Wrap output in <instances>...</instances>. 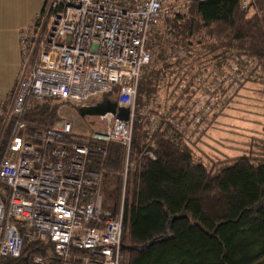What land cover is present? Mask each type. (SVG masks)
Returning <instances> with one entry per match:
<instances>
[{
	"label": "trees",
	"instance_id": "1",
	"mask_svg": "<svg viewBox=\"0 0 264 264\" xmlns=\"http://www.w3.org/2000/svg\"><path fill=\"white\" fill-rule=\"evenodd\" d=\"M167 5L162 29L156 27L145 41L150 61L137 82L125 181L126 152L119 143H106L104 158L89 161L100 176L103 206L115 215L123 204L122 246L161 238L140 251L121 250L119 264H264V157L242 154L207 165L195 153L197 141L187 145L179 128L198 84L199 72L191 71L188 57L217 70L232 59L245 81L259 78L264 95V0L244 8L242 0H168ZM217 73L210 72L222 84L224 73ZM118 92L114 87L101 94L103 104L116 106ZM230 100H218L212 121ZM64 103L47 98L13 117L0 137V161L14 120L27 130L45 129L59 120ZM3 122L0 114V131ZM65 140L89 143L88 135L72 132ZM48 247L26 240L20 256L0 258V264H32ZM45 264L60 263L49 257Z\"/></svg>",
	"mask_w": 264,
	"mask_h": 264
},
{
	"label": "built area",
	"instance_id": "2",
	"mask_svg": "<svg viewBox=\"0 0 264 264\" xmlns=\"http://www.w3.org/2000/svg\"><path fill=\"white\" fill-rule=\"evenodd\" d=\"M250 1L242 0V7ZM167 3L45 0L33 25L19 33L22 67L9 92V116L19 117L47 98L86 108L89 99L117 87L116 106L127 110V118L117 112L99 115L107 121L105 129L90 132L86 145L65 140L71 132L67 121L42 130L12 122L0 161V258L20 256L28 240L49 244L32 264H45L49 257L60 264H119L123 204L115 215L103 206L100 176L89 161L104 158L106 143H119L126 152L125 181L137 82L150 61L145 41L171 8ZM198 72L203 84L198 90H215L206 87L205 69ZM194 103L210 110L207 100Z\"/></svg>",
	"mask_w": 264,
	"mask_h": 264
},
{
	"label": "rangeland",
	"instance_id": "3",
	"mask_svg": "<svg viewBox=\"0 0 264 264\" xmlns=\"http://www.w3.org/2000/svg\"><path fill=\"white\" fill-rule=\"evenodd\" d=\"M35 1H40L39 3H41L44 0ZM23 5V3H16L2 9L0 12V47L3 46V42L8 39V36L15 29L25 30L33 25L36 17L28 21L30 9ZM38 14L39 12L36 15ZM162 24L163 22L160 21L158 28L162 29ZM18 41H20L19 37ZM4 54V50L1 51L0 102L2 103L0 104L4 106V109L0 114L5 119L9 116V92L11 89L8 87L12 80L6 79L2 71L4 61L7 58ZM188 60L192 65V72L198 71L200 68H204L205 71L209 70L207 72L206 87H213L215 90H211L209 93L211 95H209L203 89L198 90V85L202 87V83L197 84L196 91L190 97V106H184L186 115L181 120V126L179 128H182L183 132L185 130V143L190 145L192 142L197 141L196 146L193 147L195 153L207 165H209L208 162L210 160L220 161L242 154L248 155L254 153L260 157H264V95L260 92L262 86L258 83L259 78H255V81H245L237 73L238 65L232 59L223 61L225 64L218 70L212 64L202 66L193 56L188 57ZM21 67L22 57L19 43L18 74L20 73ZM211 71H214L216 74H218L217 72H223V77L226 80L222 84L216 82V85H214V76L210 74ZM18 74L16 75L18 76ZM220 84L221 86H219ZM228 98L231 99L230 102L220 111L219 115L217 114L215 116L213 122L212 115L217 109H214L215 104L218 100L223 103L225 101L228 102ZM195 100H200L204 105L207 100V108L210 107V110H207L206 113L204 110H200L197 103H194ZM95 101L96 103L94 104ZM102 104L103 97L101 95H97L87 102V105H90L88 107L92 105L100 106ZM80 109L81 107L66 103L62 104L59 108L58 121H67L70 123L71 132L76 135H88L90 132H99L105 129L107 121L101 120L97 114H82ZM192 111H195V114ZM200 113L205 114L204 120ZM9 118L8 122H3L0 137L3 136L6 128L13 120L12 116H9Z\"/></svg>",
	"mask_w": 264,
	"mask_h": 264
},
{
	"label": "crops",
	"instance_id": "4",
	"mask_svg": "<svg viewBox=\"0 0 264 264\" xmlns=\"http://www.w3.org/2000/svg\"><path fill=\"white\" fill-rule=\"evenodd\" d=\"M45 1V0H44ZM44 1L41 3L35 1V0H0V12L2 9H5L6 7H9L13 4L16 3H23V6H27L30 9L29 12V19H33L38 12L41 11ZM25 29V28H24ZM16 30V31H15ZM9 36L8 39L3 42V46L0 47V53L1 51L4 50L5 52V57H7L4 61V66L2 68V71L4 72L5 78L12 80L9 84L8 88H12L14 84V79H16V74H18V65H19V33L21 32L20 30L23 31V29H15ZM90 106V105H89ZM93 106V105H92ZM91 106V107H92ZM108 107L110 106L107 103H104L101 107ZM88 108V106L86 107Z\"/></svg>",
	"mask_w": 264,
	"mask_h": 264
},
{
	"label": "water",
	"instance_id": "5",
	"mask_svg": "<svg viewBox=\"0 0 264 264\" xmlns=\"http://www.w3.org/2000/svg\"><path fill=\"white\" fill-rule=\"evenodd\" d=\"M103 105V104H102ZM102 105L100 106H92V107H88V108H85L84 109V112H82V114H97V115H103L105 113H111V114H115L116 112V116L118 118H121V119H126L127 118V110L126 109H120V108H117L116 106H112L110 108L108 107H101ZM169 234V225H168V228H167V231H166V235ZM161 240V238H157V239H154L142 246H134V247H131V248H128V247H124V246H121V250L122 251H129V250H135V251H140V250H143L151 245H153L154 243H156L157 241Z\"/></svg>",
	"mask_w": 264,
	"mask_h": 264
}]
</instances>
